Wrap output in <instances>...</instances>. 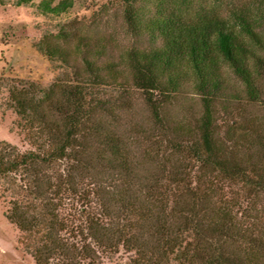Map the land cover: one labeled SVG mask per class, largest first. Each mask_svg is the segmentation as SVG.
Here are the masks:
<instances>
[{"label": "trees", "instance_id": "1", "mask_svg": "<svg viewBox=\"0 0 264 264\" xmlns=\"http://www.w3.org/2000/svg\"><path fill=\"white\" fill-rule=\"evenodd\" d=\"M6 1L47 20L58 72L0 88L27 145L0 141L4 216L34 263L264 264V0H109L120 35L81 23L88 0Z\"/></svg>", "mask_w": 264, "mask_h": 264}, {"label": "rangeland", "instance_id": "2", "mask_svg": "<svg viewBox=\"0 0 264 264\" xmlns=\"http://www.w3.org/2000/svg\"><path fill=\"white\" fill-rule=\"evenodd\" d=\"M109 0H88L86 8L80 10L83 25L98 28L99 34L120 35V19L114 15V5ZM213 2L214 0H207ZM107 6L109 15L97 20L90 17L96 8ZM94 16H97L95 14ZM94 21H98L94 23ZM49 28L47 20L33 12L29 7H16L11 2L0 0V88L14 78L38 79L44 83L51 81L57 74L48 63L32 47V42L38 39L45 29ZM14 115L0 110V141L16 145L20 150L27 148L16 133L13 126ZM0 186V264H35L31 256L18 242L21 232L10 224L4 213L12 198L8 193L1 196ZM123 256H114L112 260L103 259L102 264L119 263Z\"/></svg>", "mask_w": 264, "mask_h": 264}]
</instances>
